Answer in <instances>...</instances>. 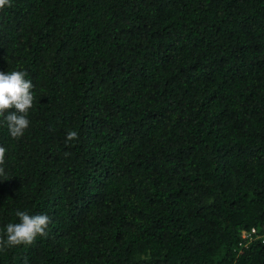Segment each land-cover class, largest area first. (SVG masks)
<instances>
[{"label":"trees","instance_id":"16d2710c","mask_svg":"<svg viewBox=\"0 0 264 264\" xmlns=\"http://www.w3.org/2000/svg\"><path fill=\"white\" fill-rule=\"evenodd\" d=\"M11 71L35 99L23 137L0 118V235L51 222L0 264H264V0H12Z\"/></svg>","mask_w":264,"mask_h":264},{"label":"clouds","instance_id":"9594fccd","mask_svg":"<svg viewBox=\"0 0 264 264\" xmlns=\"http://www.w3.org/2000/svg\"><path fill=\"white\" fill-rule=\"evenodd\" d=\"M12 0H0V10L11 7ZM25 71L0 72V118L3 119L9 135L13 139L23 137L30 125L29 110L34 103V85L26 78ZM79 139V133L69 130L66 142ZM6 148L0 146V177L6 178ZM65 155H68L67 153ZM18 223H8L0 235V251L9 247L30 246L38 237H47L51 222L46 214L30 215L27 211L17 210Z\"/></svg>","mask_w":264,"mask_h":264},{"label":"built area","instance_id":"2783aa9c","mask_svg":"<svg viewBox=\"0 0 264 264\" xmlns=\"http://www.w3.org/2000/svg\"><path fill=\"white\" fill-rule=\"evenodd\" d=\"M255 233H256L255 230L252 229L250 234L249 233L244 234V235H242V238L247 239L249 241L252 238L251 234H255ZM262 242L264 243V235L262 237Z\"/></svg>","mask_w":264,"mask_h":264}]
</instances>
